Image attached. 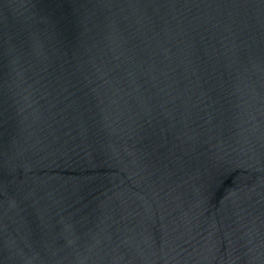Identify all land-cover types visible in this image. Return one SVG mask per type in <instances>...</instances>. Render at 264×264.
<instances>
[{"label":"water","instance_id":"1","mask_svg":"<svg viewBox=\"0 0 264 264\" xmlns=\"http://www.w3.org/2000/svg\"><path fill=\"white\" fill-rule=\"evenodd\" d=\"M0 264H264V0H0Z\"/></svg>","mask_w":264,"mask_h":264}]
</instances>
